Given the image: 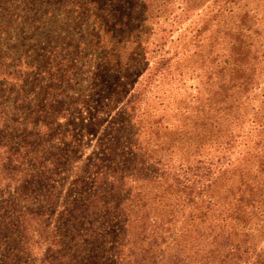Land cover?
<instances>
[{
	"label": "rangeland",
	"instance_id": "374dc122",
	"mask_svg": "<svg viewBox=\"0 0 264 264\" xmlns=\"http://www.w3.org/2000/svg\"><path fill=\"white\" fill-rule=\"evenodd\" d=\"M236 83L240 159L264 148V0H0V115L35 131L47 162L21 197L31 211L22 264L79 253L69 212L117 112L126 108L135 140L171 142L177 164L181 133L216 125Z\"/></svg>",
	"mask_w": 264,
	"mask_h": 264
},
{
	"label": "trees",
	"instance_id": "16d2710c",
	"mask_svg": "<svg viewBox=\"0 0 264 264\" xmlns=\"http://www.w3.org/2000/svg\"><path fill=\"white\" fill-rule=\"evenodd\" d=\"M236 85L222 98L216 125L194 123L181 133L177 164L171 142L135 140L138 131H125L126 108L117 112L120 125L101 157L85 165L69 212L79 253L59 264H264V148L233 158L247 141L236 130L245 91ZM10 122L0 115V264H22L31 211L21 197L29 199L47 162L35 131L18 133L19 122Z\"/></svg>",
	"mask_w": 264,
	"mask_h": 264
}]
</instances>
